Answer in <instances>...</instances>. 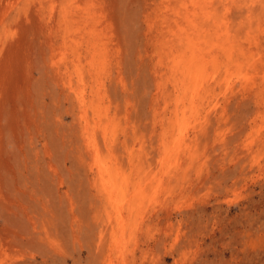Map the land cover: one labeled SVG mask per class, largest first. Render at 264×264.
I'll use <instances>...</instances> for the list:
<instances>
[{
    "label": "rangeland",
    "instance_id": "rangeland-1",
    "mask_svg": "<svg viewBox=\"0 0 264 264\" xmlns=\"http://www.w3.org/2000/svg\"><path fill=\"white\" fill-rule=\"evenodd\" d=\"M200 2L184 123L179 0H0V264H264V0Z\"/></svg>",
    "mask_w": 264,
    "mask_h": 264
},
{
    "label": "bare ground",
    "instance_id": "bare-ground-1",
    "mask_svg": "<svg viewBox=\"0 0 264 264\" xmlns=\"http://www.w3.org/2000/svg\"><path fill=\"white\" fill-rule=\"evenodd\" d=\"M179 1L180 9H178V11L175 9L174 11H171H173V14L177 19H180L183 22L186 21V23H188V27H190L193 32L191 34H184V29L180 25L181 23H177L176 31L172 29L169 30L170 26L168 25L164 27V29H168V31L166 34H163L162 32V36L167 37L168 34L173 35V37L176 36L175 43L180 46V50L177 49L178 47L176 45L168 47L165 46L164 48L166 50H173V54L175 53L174 50L177 51V54H174V64H172L173 67H171L172 72L175 71V74L177 72L178 75H180V78L175 81L173 89L176 94L174 98V113L176 121H179V119H181L185 123L186 103H190V110L193 114L197 113V103H199L197 100L200 99V95L204 91H209L207 87L211 86L205 78L206 71L208 69V67L206 68L207 60H212L211 62L213 64H216L218 60V56L216 55V53L219 50L220 53L225 57L227 64L231 65V63H233L235 60L231 48L225 46L224 48H222L220 44L215 41V38L223 39L224 36L229 35L228 27L226 26V24H219V26L216 25L211 27L210 29V27H208L209 23H207L208 20L209 22L211 21V23L213 22L214 24H218V22L212 21L214 19V14H212V12L209 10L206 3H201V0ZM201 14H203V16H201ZM191 18L195 20L192 21ZM202 19H204L203 23H201ZM222 25L223 27H225L223 32L221 31V29L223 28ZM201 46H204V48H202ZM243 56H245V54ZM166 102L167 100L165 101V104Z\"/></svg>",
    "mask_w": 264,
    "mask_h": 264
}]
</instances>
